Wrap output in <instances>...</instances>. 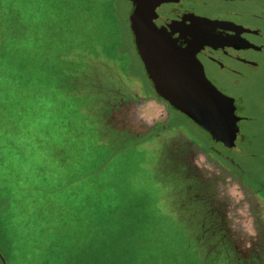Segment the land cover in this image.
I'll return each mask as SVG.
<instances>
[{"label":"rangeland","instance_id":"rangeland-1","mask_svg":"<svg viewBox=\"0 0 264 264\" xmlns=\"http://www.w3.org/2000/svg\"><path fill=\"white\" fill-rule=\"evenodd\" d=\"M129 9L127 0H0V264H245L200 200L205 189L186 181L184 132L146 134L167 110L138 90ZM63 47L105 58L99 74L76 83L101 92V108L83 107L69 82L55 79L63 66L54 51ZM15 87L25 108L34 105L19 106L21 118L2 114L17 104ZM36 109L41 118L30 116ZM255 129L240 176L260 196L253 215L264 236V130ZM216 169L202 173L218 180ZM262 250L250 264H264Z\"/></svg>","mask_w":264,"mask_h":264},{"label":"flooded vegetation","instance_id":"flooded-vegetation-1","mask_svg":"<svg viewBox=\"0 0 264 264\" xmlns=\"http://www.w3.org/2000/svg\"><path fill=\"white\" fill-rule=\"evenodd\" d=\"M129 6L130 11V2ZM148 21L180 54L193 59L211 90L228 101L234 131L217 140L189 115L173 108L147 77L132 42L145 79L138 82V90L151 93L167 110L164 119L148 128L146 134L158 139L184 132L178 151H182L179 155L185 164L180 168L187 175L186 181L193 188L205 189V197L200 200L219 216V232L226 235L231 250L250 264V253L261 254L264 247L263 232L254 217L260 196L251 183L242 182L240 174H246L244 157L255 144V127L262 126L264 130V0H159L149 10ZM251 156L254 153L250 152ZM198 159L204 164H198ZM207 166L217 168L215 175L220 179H214L212 173H202ZM232 187L241 191V200L230 197L228 190ZM237 208L245 213L240 220L250 221L253 238L242 223L231 224L234 213L230 212ZM235 235H241L243 242H238Z\"/></svg>","mask_w":264,"mask_h":264},{"label":"water","instance_id":"water-1","mask_svg":"<svg viewBox=\"0 0 264 264\" xmlns=\"http://www.w3.org/2000/svg\"><path fill=\"white\" fill-rule=\"evenodd\" d=\"M128 1L133 6L128 13L133 44L147 77L161 89L158 94L201 124L215 139L222 140L227 132L232 133L234 115L228 101L211 90L193 59L180 54L149 23V10L159 0Z\"/></svg>","mask_w":264,"mask_h":264},{"label":"trees","instance_id":"trees-1","mask_svg":"<svg viewBox=\"0 0 264 264\" xmlns=\"http://www.w3.org/2000/svg\"><path fill=\"white\" fill-rule=\"evenodd\" d=\"M65 22L66 21H64V23ZM39 28H40L39 25H35L33 28V31H34L33 33H35L36 35L35 36H29V37H32L33 40H35V41L38 38ZM64 29H66L65 31H67L69 29V26L67 24H65ZM70 29H71V27H70ZM128 30H129V28H128ZM129 32H130V30H129ZM26 40H27L26 34L25 33L21 34L18 41L14 40L15 41V43H14L15 49L19 50V46H22L26 42ZM58 44H59V41L56 43L55 48H58ZM20 51H22V49H20ZM59 51L61 52L60 56L58 54ZM59 51L56 49V51H54V52L56 53V55H57L56 57L60 60V63L63 67L60 69L59 75H57V77H55V79H58L59 82L62 81L63 79L67 80L69 82L70 88L68 87L69 88L68 90L70 91V95H71V93L75 94V95L80 94L81 99H83V101L81 102V105L83 107L87 106L88 107V108L86 107L87 109H91V107H89V106L95 107V105L97 104L96 108H98V109L101 108L100 107L101 103H100V100H98V99H100V98L102 99L103 94L101 92L99 93L98 91L89 92L90 90L79 89V87H76V83H77V85L80 84L81 81L79 82V80L82 79V77H89L90 78V72H95V74L96 73L99 74V72H101V68L98 65H96V61L98 62V61L105 59L103 57V55H101L98 51L86 52L83 49H78L77 51L73 52L71 50H68L66 47H63V49H60ZM103 51H104V49H103ZM76 80H77V82H75ZM15 88H16V93L12 92V94L10 96L13 99L12 104L13 103H17V104H15L16 106L14 105L15 108H13L12 111L11 110L5 111V112L3 111L2 114L6 115V116L10 115V116H16V117L21 118V117H24L27 114V112H29L30 110H33L34 105H33V103H32V105L31 104L28 105L26 107L27 112L25 111L24 113H22V111L18 110L19 106H23L21 104L22 100H23L22 99L23 95H21V93H18L19 88H17V87H15ZM38 91H39V89L35 90L32 94L37 93ZM36 95H38V94H35L33 96V99L37 100L36 102H34L37 105L38 96H36ZM19 101H21V102H19ZM26 108H25V110H26ZM38 114H39V112H38ZM38 114H37V109H36L35 113L31 112L30 116H34L35 118H41L40 116H42V115H38ZM66 133H71L70 129H67Z\"/></svg>","mask_w":264,"mask_h":264},{"label":"clouds","instance_id":"clouds-1","mask_svg":"<svg viewBox=\"0 0 264 264\" xmlns=\"http://www.w3.org/2000/svg\"><path fill=\"white\" fill-rule=\"evenodd\" d=\"M231 195H233V197H234L237 201H239V200H241V199L243 198V197H242V193H240V192L238 191V189H236L235 187L231 190ZM237 211L239 212V214H240L241 216L245 215V213L243 212V210L238 209ZM242 224H243V227H244L246 230L251 231L250 221H243Z\"/></svg>","mask_w":264,"mask_h":264},{"label":"snow or ice","instance_id":"snow-or-ice-1","mask_svg":"<svg viewBox=\"0 0 264 264\" xmlns=\"http://www.w3.org/2000/svg\"><path fill=\"white\" fill-rule=\"evenodd\" d=\"M194 39V38H193Z\"/></svg>","mask_w":264,"mask_h":264}]
</instances>
